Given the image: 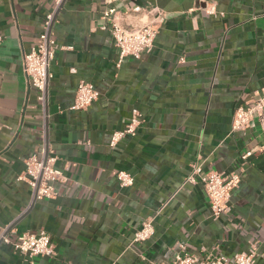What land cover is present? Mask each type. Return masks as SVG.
<instances>
[{
  "label": "crops",
  "instance_id": "crops-1",
  "mask_svg": "<svg viewBox=\"0 0 264 264\" xmlns=\"http://www.w3.org/2000/svg\"><path fill=\"white\" fill-rule=\"evenodd\" d=\"M110 8L128 29L157 25L149 54L118 65L100 29ZM52 9V0H0V235L49 234L55 256L34 264H169L179 245L227 259L254 246L264 264V132L256 119L231 130L236 108L264 87V0H63L51 37L71 49L49 62L45 116L22 56ZM80 81L98 96L73 111ZM133 109L142 117L136 134L110 147ZM46 140L64 181L54 198L31 202L16 178ZM194 164L240 175L228 213L213 218L202 189L185 182ZM119 172L133 184L121 187ZM146 220L153 234L133 243ZM0 264L28 263L1 242Z\"/></svg>",
  "mask_w": 264,
  "mask_h": 264
},
{
  "label": "built area",
  "instance_id": "built-area-1",
  "mask_svg": "<svg viewBox=\"0 0 264 264\" xmlns=\"http://www.w3.org/2000/svg\"><path fill=\"white\" fill-rule=\"evenodd\" d=\"M53 9L44 16L42 30L38 36V42L28 53L22 56V71L28 83L37 91V100L42 107H45L48 80L50 77L48 68L49 62L53 59L57 49H71L70 47H59L51 37V28L55 14L60 8L63 0H52ZM208 14H214L213 7H206ZM264 14V12H263ZM104 24L100 27L102 31L108 32L118 51V65L124 58L130 57L140 60L144 55L151 52L157 34V25L149 23L140 28L128 29L121 23L115 9H107L103 12ZM160 21V13L156 16ZM3 37L0 35V47ZM97 91L94 86L85 81H80L76 87L73 103L70 107L73 111L86 110L96 99ZM141 114L133 109L129 122L121 131L113 133L110 140V147L125 136H134L141 122ZM257 120L261 130L264 132V87L258 91L257 98L253 103L240 105L236 108L232 120L231 130L234 132L244 131L249 125ZM43 147L41 156H30L23 163L24 171L17 176L18 181H25L30 189V201L49 200L55 197V183L63 182L62 172L55 168L56 156L47 147V155ZM251 152L243 155L249 156ZM117 179L121 187H128L133 184V178L125 172H119ZM185 182L191 185H198L209 204L213 218L229 212V198L231 191L240 182V175L237 173H224L216 171H205L201 164H194ZM153 234L152 221L142 222L141 227L133 235V243H142L148 240ZM0 241L10 244L14 253L18 254L23 262L34 264L36 257L54 258L55 248L49 234L43 230L25 232L17 235L13 242H10L3 233ZM256 249L254 246L248 252L234 254L231 259L209 251H202V255H194L187 252L184 245H179L172 261L169 264H255L254 257ZM147 264H164L162 262L147 261Z\"/></svg>",
  "mask_w": 264,
  "mask_h": 264
},
{
  "label": "water",
  "instance_id": "water-1",
  "mask_svg": "<svg viewBox=\"0 0 264 264\" xmlns=\"http://www.w3.org/2000/svg\"><path fill=\"white\" fill-rule=\"evenodd\" d=\"M56 15V14H55ZM44 114H45V116L47 115V92H46V99H45V107H44ZM45 129L47 130V119H45ZM45 130V131H46ZM45 145H46V147H45V151H46V155H47V140L45 141ZM33 202H35V201H33ZM0 243H1V241H0Z\"/></svg>",
  "mask_w": 264,
  "mask_h": 264
}]
</instances>
